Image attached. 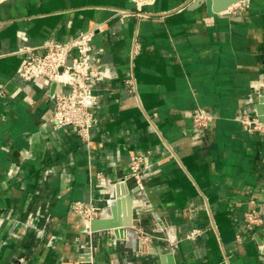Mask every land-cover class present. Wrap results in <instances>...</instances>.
Segmentation results:
<instances>
[{
	"label": "crops",
	"instance_id": "crops-1",
	"mask_svg": "<svg viewBox=\"0 0 264 264\" xmlns=\"http://www.w3.org/2000/svg\"><path fill=\"white\" fill-rule=\"evenodd\" d=\"M190 1L0 0V264H264V225L244 222L264 203V131L238 120L264 107V0L213 16ZM99 24L108 72L84 142L50 121L65 77L15 71L18 50ZM196 108L212 116L204 129ZM139 152L142 186L119 183ZM107 183L121 184L114 212ZM78 200L128 224L88 233Z\"/></svg>",
	"mask_w": 264,
	"mask_h": 264
},
{
	"label": "built area",
	"instance_id": "built-area-1",
	"mask_svg": "<svg viewBox=\"0 0 264 264\" xmlns=\"http://www.w3.org/2000/svg\"><path fill=\"white\" fill-rule=\"evenodd\" d=\"M242 9L241 3L228 8ZM102 26L82 30L66 40L49 38L35 46L24 47L18 52L22 55L20 65L15 71L20 79L32 81L36 78H45L49 82H59L62 76L68 84L67 90L54 91L51 95L53 110L50 117L52 127L61 129L71 127L79 139L88 142L93 125L96 123L94 108L97 105V95L93 86L102 82L107 75L108 67L101 62L100 57L93 51L92 41L97 31ZM126 86L132 90L133 79L125 80ZM5 84L0 83V96L6 94ZM193 124L198 129H204L212 119V116L196 108L192 111ZM238 120L249 132L264 131V123L255 117L243 113ZM146 154L139 152L130 155L129 170L126 176L119 181L134 179L137 186H142L141 172ZM116 183H107L104 189L107 202L115 198ZM71 209L84 219L88 233H92L91 221L101 215V209L90 201H74ZM244 222L247 228L252 229L264 225V203L260 208H252L244 214ZM199 229H192L187 237L195 238ZM143 241H151L152 236L141 235ZM86 261L92 263L91 249L85 254Z\"/></svg>",
	"mask_w": 264,
	"mask_h": 264
},
{
	"label": "water",
	"instance_id": "water-1",
	"mask_svg": "<svg viewBox=\"0 0 264 264\" xmlns=\"http://www.w3.org/2000/svg\"><path fill=\"white\" fill-rule=\"evenodd\" d=\"M248 0H191L189 3H187L190 7H198L203 5L205 12L208 15H216L218 13L224 12L228 10L229 7L236 5L238 3H246ZM186 5V6H187ZM253 116L257 117V119L264 123V107L259 104L255 106V110L253 112ZM121 184H118L115 186V198L110 200L108 202L109 205H111V210H114V202L116 198H118L122 193L120 191ZM114 212V211H113ZM114 216V213H112ZM128 223H117L111 218H95L91 221V229L92 230H98V229H107L110 230L118 225H127Z\"/></svg>",
	"mask_w": 264,
	"mask_h": 264
}]
</instances>
